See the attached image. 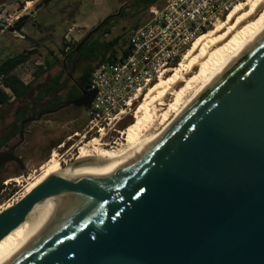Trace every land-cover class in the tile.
Here are the masks:
<instances>
[{
  "label": "water",
  "instance_id": "95a60500",
  "mask_svg": "<svg viewBox=\"0 0 264 264\" xmlns=\"http://www.w3.org/2000/svg\"><path fill=\"white\" fill-rule=\"evenodd\" d=\"M94 97L62 108L88 110ZM41 116L20 122L0 170L24 169L15 150ZM60 192L63 217L8 264H264V34L135 162L104 177L53 175L2 211L0 240Z\"/></svg>",
  "mask_w": 264,
  "mask_h": 264
},
{
  "label": "rangeland",
  "instance_id": "374dc122",
  "mask_svg": "<svg viewBox=\"0 0 264 264\" xmlns=\"http://www.w3.org/2000/svg\"><path fill=\"white\" fill-rule=\"evenodd\" d=\"M40 1H26L32 3L27 5L30 7L29 19L20 32H17L18 35L10 33L8 30L0 32V63L7 57L14 56L24 50L33 52L27 63L14 71V74L26 84L33 82L36 67L49 57L50 52L58 59H62L61 50L64 52L68 50V48L64 49V45L78 42L107 18L111 19L103 27L107 29L106 35L96 32L91 39H98L100 43H107L117 38L119 44L116 46V52H118L116 56H119L121 51L126 48L122 44H127L130 31L148 23L156 8L161 5L159 0L149 5L147 0H53L35 10L34 7ZM243 1L245 0L239 2ZM20 4H23V8L25 1L0 0V5L7 15L20 12L22 10ZM118 13L119 15L115 16ZM226 15L220 22L227 19L228 16L226 17ZM73 24L77 28L66 36L67 28ZM19 35L23 38L21 39ZM48 59L51 60L50 57ZM179 62L169 70L177 69ZM60 69L59 63L47 75H56ZM68 74L73 80H77L79 77L77 71L70 74V71L67 70L62 76V80H65ZM170 76L171 74H168L166 79ZM42 79H38L33 85L39 84ZM158 83V80H155L145 87L139 96L130 102V111L126 114L123 113L122 119L106 131L101 129L97 133L89 132V134L94 133L91 135L85 134L89 120L87 110L73 106L63 108L56 114L45 116L39 121L27 124L23 142L15 150V156L22 161L24 169L19 171L14 163H9L4 166L0 173L3 187L0 191V211L13 206L27 194L33 183L40 182L44 178V171H41L40 168L46 165L54 155L56 163L64 167L76 158L77 151L82 146H85V151L92 156L94 161H97L100 153L114 149L123 151L126 132L135 124L136 113L144 105L149 90L157 86ZM69 85L67 83L68 87ZM3 92L9 95L7 90L3 89ZM169 97L166 102L170 100ZM18 106L19 103L10 101L8 105L0 108V114H6L4 120L0 119V136L14 130L18 125L13 124V113ZM156 127L158 128V125L154 127L153 132L157 129ZM84 135L87 136L83 138ZM152 135L149 136L148 133L144 141L151 139ZM17 140L18 137H15L7 146L16 143ZM134 149L125 156L124 160L138 151L137 148ZM13 179H17V183L13 182Z\"/></svg>",
  "mask_w": 264,
  "mask_h": 264
},
{
  "label": "bare ground",
  "instance_id": "6f19581e",
  "mask_svg": "<svg viewBox=\"0 0 264 264\" xmlns=\"http://www.w3.org/2000/svg\"><path fill=\"white\" fill-rule=\"evenodd\" d=\"M29 4L30 2L27 3ZM226 17L224 22L218 20L204 35L200 34L194 39L177 69H163L159 73L156 79L158 85L149 90L144 105L136 113L135 124L125 134L123 151L114 149L100 153L97 161H94L85 151V146H82L78 149L76 158L64 167L56 163L54 155L40 168L44 171V178L40 179V182L33 183L27 194L53 175L77 179L112 175L135 162L155 145L157 140L183 117L214 82L264 34V0L238 2ZM168 74L171 76L166 79ZM142 91L143 89L136 92L128 106ZM168 97L170 100L166 102ZM156 125L158 128L156 127L153 132ZM148 133L149 136L153 135L145 142ZM134 148L138 151L124 160ZM12 181L17 183V179ZM68 205L69 197L63 192L55 193L36 203L24 220L0 240V264H8L31 242L59 221L67 211Z\"/></svg>",
  "mask_w": 264,
  "mask_h": 264
},
{
  "label": "built area",
  "instance_id": "2783aa9c",
  "mask_svg": "<svg viewBox=\"0 0 264 264\" xmlns=\"http://www.w3.org/2000/svg\"><path fill=\"white\" fill-rule=\"evenodd\" d=\"M148 23L130 31L126 51L98 65L90 76L87 91L95 97L87 110V132L108 130L130 111L129 101L136 92L154 82L163 69L174 67L194 39L222 19L240 0H159ZM7 15L0 5V32L13 27L23 15ZM31 3V2H30ZM32 4V3H31ZM20 31H13L17 34ZM22 39L23 37L19 35Z\"/></svg>",
  "mask_w": 264,
  "mask_h": 264
},
{
  "label": "trees",
  "instance_id": "16d2710c",
  "mask_svg": "<svg viewBox=\"0 0 264 264\" xmlns=\"http://www.w3.org/2000/svg\"><path fill=\"white\" fill-rule=\"evenodd\" d=\"M154 3H156V0H147L148 5ZM20 6L22 8L23 4H20ZM28 19L29 17L16 26L14 31H20ZM110 19L111 18H107L105 20L103 26H101L97 31L98 33L101 32V35H106L107 29H104L103 27L110 22ZM204 33L202 34L204 35ZM91 38L92 36L83 44L79 50V54L76 53L75 49L83 38L78 42L64 45V49L68 48V50L65 52L61 50L60 54L63 56L62 59H58V57L54 56L53 53L50 52L49 57L51 60H49L48 57L41 65L36 67L32 83L26 84L14 74V71L19 66L27 63L30 56L33 54L32 51L24 50L14 56L7 57L0 63V108L4 105H8L10 101L19 103V106L13 113V124L16 123L18 125L14 130L0 136V151L4 147H7V145L15 137H18L20 122L27 118L33 102L44 103L54 99L56 103H59L60 101L70 102L79 98L81 95L79 88L82 91H86L88 89L90 76L93 70L98 65L108 62L116 57L118 53L116 52V46L119 44V40L117 38L107 43H100L98 39L92 40ZM122 45L126 46L127 44L123 43ZM126 53V49L121 51L123 56ZM69 61L76 62L75 70L79 74V80L83 81V84L80 85L79 83L78 86H72L71 88L66 87L67 80H62L64 72L70 69L68 64ZM59 63L61 68L60 72L53 76L47 75L48 72ZM82 65H84V67H82ZM93 65L94 67H92ZM40 78H43L42 81L34 86L33 83ZM3 89L7 90L9 95H6L3 92ZM5 117L6 114H0L1 120H4ZM26 126L27 125L24 126V134ZM3 168L0 170V173ZM2 189V181L0 179V191Z\"/></svg>",
  "mask_w": 264,
  "mask_h": 264
},
{
  "label": "flooded vegetation",
  "instance_id": "af4514ba",
  "mask_svg": "<svg viewBox=\"0 0 264 264\" xmlns=\"http://www.w3.org/2000/svg\"><path fill=\"white\" fill-rule=\"evenodd\" d=\"M103 26V25H102ZM69 66H70V74L72 73H76V70H75V66H76V62L75 61H69ZM66 87L67 88H71L72 86H78L79 83L80 85L83 84V81L82 80H79V77L77 80H73V78L71 77V75H67L66 76ZM67 83H69V87L67 86ZM79 91L81 92H84L82 91L80 88H79ZM81 96V95H80ZM78 99V98H77ZM76 100V99H75ZM74 101V100H73ZM72 102V101H70ZM55 103V104H54ZM64 103H67V102H63V101H60L59 103H56L54 99L48 101V102H44V103H34L32 104V107L31 109L29 110V113H28V116L32 115L33 114V117L34 118H37L38 115L42 114L41 118L45 117V116H50V115H53V114H56L58 111H60L62 108V105ZM68 107H71V106H68ZM27 116V117H28ZM40 118V119H41ZM39 119V120H40ZM38 120V121H39ZM36 122V121H35ZM85 134H89L87 131L84 132ZM91 134H94V133H90L89 135ZM87 136V135H84L83 138ZM72 147V145H71Z\"/></svg>",
  "mask_w": 264,
  "mask_h": 264
},
{
  "label": "crops",
  "instance_id": "0c3cea01",
  "mask_svg": "<svg viewBox=\"0 0 264 264\" xmlns=\"http://www.w3.org/2000/svg\"><path fill=\"white\" fill-rule=\"evenodd\" d=\"M75 28H77V27L74 24L72 26L68 27L65 35L68 36ZM66 36H65V38H66Z\"/></svg>",
  "mask_w": 264,
  "mask_h": 264
}]
</instances>
